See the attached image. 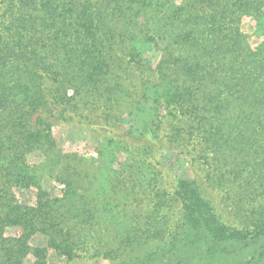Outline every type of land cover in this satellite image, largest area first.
I'll return each instance as SVG.
<instances>
[{
    "label": "trees",
    "instance_id": "obj_1",
    "mask_svg": "<svg viewBox=\"0 0 264 264\" xmlns=\"http://www.w3.org/2000/svg\"><path fill=\"white\" fill-rule=\"evenodd\" d=\"M2 1L0 264H45L50 251L70 260L115 218L108 189L90 191L94 176L58 145L54 127L71 108L68 88L104 100L110 112L123 100L118 53L139 92L126 110L105 116L150 139L168 122L171 150L200 160L203 181L225 194L242 227L222 221L196 180L176 176L173 231L153 207L142 223L123 218L104 252L118 260L107 264H264V0ZM145 49L156 53L153 63ZM151 148L135 147L140 165ZM119 150L110 140L101 147L106 170ZM49 178L64 185L59 195L42 189ZM15 188L37 189L34 203ZM35 233L46 237L41 247L29 243Z\"/></svg>",
    "mask_w": 264,
    "mask_h": 264
},
{
    "label": "rangeland",
    "instance_id": "obj_2",
    "mask_svg": "<svg viewBox=\"0 0 264 264\" xmlns=\"http://www.w3.org/2000/svg\"><path fill=\"white\" fill-rule=\"evenodd\" d=\"M3 3L0 0V8L3 7ZM248 28L249 24L245 22L243 30L247 31ZM256 41L255 37L250 39L253 45ZM143 57L153 63L156 53L152 49L147 51L145 49ZM116 60V63L120 64V71L124 76L121 83L127 86L123 100L112 106L111 112L114 111L117 114L126 110L135 99L139 92V81L131 76H126L125 69L128 68V64L124 54L118 53ZM66 98L70 100L71 106L67 111L68 114L66 115V112L63 114V118L65 117L63 120L55 118L54 134L57 143L65 152L75 153L76 159L84 160L91 177L94 176V180L91 179L95 184L90 187V191L91 189L92 191L99 190L101 185L108 189L110 195L106 196V200L109 202L108 208L110 212L114 213L115 218H111L110 222L105 224V229L96 234L95 239L92 240L93 245L89 244L74 258L65 260L50 251L45 264H107L117 261L116 254H104L107 251L108 243L112 242L111 237L116 235L114 233H121L114 230L121 228V219L123 218L127 221L129 217H132L133 223H142L145 215L151 211V207H153L154 215L162 228L167 233L173 231L180 215V207L174 194L177 183L176 176L196 180L200 190L212 201L215 211L222 221L231 227H242L234 210L225 202V194L209 181H203L207 168L198 165L200 160H196L193 164L188 163L184 160L185 153L178 155L171 150L173 146L169 144L167 137L170 129L168 122L163 126L156 139H150L140 134L133 135L130 123L126 119L120 123L109 120V117L105 115L111 112L104 104V100L91 102L90 99H83L85 97L75 93L72 88L67 89ZM106 140L121 143L125 148V152L118 151L116 159L119 163L110 166V171L106 170L105 156L101 157L99 154ZM145 143H150L152 148L144 157L145 160H142L144 164L140 165L138 160L143 159V155H139L135 147L144 146ZM193 148L196 147L189 146L188 151L194 156ZM130 150H133L134 153L129 155L127 153ZM177 156L180 157L174 161L173 159ZM30 158L35 161L37 156L34 154ZM188 158L190 159V156ZM171 163H174L175 166L173 167ZM143 173L151 174L148 178H143ZM41 187L52 197L59 195L60 191L64 189L62 183L51 178L41 181ZM15 192L20 201L30 204L34 203L38 194L37 189L15 188ZM159 198L163 201L158 205L156 215L157 210L154 208ZM14 230L7 229L8 233H14ZM29 243L33 247H41L46 243V237L42 233H35L29 239ZM23 263L31 264L28 259Z\"/></svg>",
    "mask_w": 264,
    "mask_h": 264
}]
</instances>
